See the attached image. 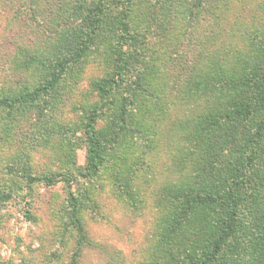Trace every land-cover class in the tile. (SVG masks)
<instances>
[{"label": "rangeland", "instance_id": "obj_1", "mask_svg": "<svg viewBox=\"0 0 264 264\" xmlns=\"http://www.w3.org/2000/svg\"><path fill=\"white\" fill-rule=\"evenodd\" d=\"M96 2L0 0V96L36 91L71 57L52 91L0 108V195L11 193L0 200V264H199L221 207L192 211L184 196L224 191L230 159L250 157H215L219 133L207 120L217 101L204 77L220 64L249 70L251 37L264 39V0H207L197 15L191 0H106L101 15ZM126 14L136 41L129 60L147 91L129 94L126 129L117 127L120 107L99 120L103 166L77 178L88 157L84 123L98 106V82L114 72ZM30 174L53 184H31ZM70 196L84 203L86 239L69 223Z\"/></svg>", "mask_w": 264, "mask_h": 264}, {"label": "trees", "instance_id": "obj_2", "mask_svg": "<svg viewBox=\"0 0 264 264\" xmlns=\"http://www.w3.org/2000/svg\"><path fill=\"white\" fill-rule=\"evenodd\" d=\"M115 1L121 2V0ZM206 2L207 0H191L190 8L197 15L199 6ZM104 6H106V0H97L93 8L101 15ZM97 19L99 20L98 15ZM191 21L194 20L191 19ZM121 26L122 33L115 52L114 72L98 82L96 87L98 106L84 123V135L89 145L88 157L84 170L75 176L77 178L92 179L99 174L103 166L104 142L96 126L99 120L114 107L121 108H119V120H126L125 115L133 101V97H129V94H132L135 88L147 91L142 74L136 75L138 71L132 59L129 60L126 47L136 41H133V36L130 34L127 14ZM90 28L88 40L91 42L97 32V24H92ZM251 38L257 50L251 59L252 65L248 66V71L245 68V72L232 73L230 69L220 64L216 73L204 77L203 83L213 86L210 96L217 101L215 117L208 115L207 120L208 123L210 122L208 128L217 127L215 130L219 133L216 141L212 139L218 149H216L215 157L232 155L233 150H237L236 155L243 156L249 153L250 157L247 162L241 160L232 162L230 159L229 173L223 183L224 191H218L216 187L203 188L200 193L190 191L184 196L183 200L187 202L189 210L202 203L210 202L218 203L221 207V218L214 225L216 232L210 242L209 251L202 260L196 259L199 264H264V39L256 40L254 35ZM87 47L79 50L76 56L81 55V51L85 52ZM66 58L71 57H63L57 61L49 78L36 91L27 90L21 95L0 96V108L33 102L40 92L52 91L67 70L66 65L70 60ZM131 76L134 81L129 80ZM135 78H137L136 81ZM131 82H134L136 87L129 86L133 84ZM122 87H128L124 89L127 95H122ZM250 120L253 122L247 129L246 125ZM117 127L123 130L128 125L127 122L122 121L120 125L117 124ZM244 163L246 165H243ZM28 178L31 184L38 182L46 185L53 184L52 179L43 174H30ZM10 195L11 193H4L0 195V200H6ZM69 207L67 214L71 227L80 237L86 239L88 226L82 214L84 203L79 202L75 196H70ZM85 246L86 244L83 245Z\"/></svg>", "mask_w": 264, "mask_h": 264}]
</instances>
